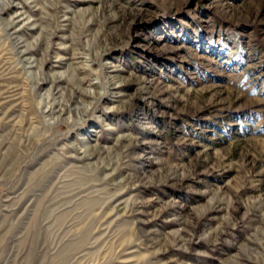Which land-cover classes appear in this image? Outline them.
Listing matches in <instances>:
<instances>
[{"label": "rangeland", "instance_id": "obj_1", "mask_svg": "<svg viewBox=\"0 0 264 264\" xmlns=\"http://www.w3.org/2000/svg\"><path fill=\"white\" fill-rule=\"evenodd\" d=\"M0 264H264V0H0Z\"/></svg>", "mask_w": 264, "mask_h": 264}]
</instances>
